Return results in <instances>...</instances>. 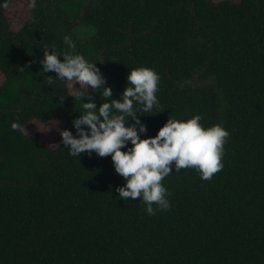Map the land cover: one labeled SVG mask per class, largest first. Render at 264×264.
<instances>
[{"label": "trees", "instance_id": "16d2710c", "mask_svg": "<svg viewBox=\"0 0 264 264\" xmlns=\"http://www.w3.org/2000/svg\"><path fill=\"white\" fill-rule=\"evenodd\" d=\"M19 3L0 264H264V0Z\"/></svg>", "mask_w": 264, "mask_h": 264}, {"label": "rangeland", "instance_id": "374dc122", "mask_svg": "<svg viewBox=\"0 0 264 264\" xmlns=\"http://www.w3.org/2000/svg\"><path fill=\"white\" fill-rule=\"evenodd\" d=\"M19 1L20 3L18 5L9 6L8 11H7L14 19V24L17 28H19L22 25V23H24L28 19V11H29V7L27 6V3H26L27 0H19ZM95 33H96V30L94 28L86 26V25H82L75 30V35L77 36V38L81 40L88 39L94 36ZM4 81H5V76L0 73V85H2ZM78 88L79 86H77L74 83L73 90H77ZM48 141L53 146H57L58 143L60 142L58 137H56L54 140L49 138Z\"/></svg>", "mask_w": 264, "mask_h": 264}]
</instances>
